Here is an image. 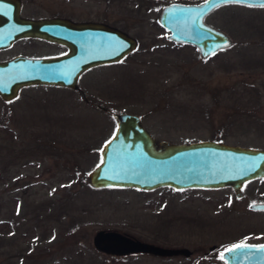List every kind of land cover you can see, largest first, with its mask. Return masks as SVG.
<instances>
[{"label":"rangeland","instance_id":"1","mask_svg":"<svg viewBox=\"0 0 264 264\" xmlns=\"http://www.w3.org/2000/svg\"><path fill=\"white\" fill-rule=\"evenodd\" d=\"M199 1L33 0L47 4L42 13L120 28L136 49L87 70L74 90L34 84L9 102L0 98V264H225L224 247L257 236L245 229L255 218L233 207L227 217L230 192L222 188L88 184L120 112L135 113L156 142L264 147V6L212 9L205 24L226 32L232 45L201 58L157 24L167 3ZM105 230L189 253L116 258L93 245Z\"/></svg>","mask_w":264,"mask_h":264},{"label":"water","instance_id":"2","mask_svg":"<svg viewBox=\"0 0 264 264\" xmlns=\"http://www.w3.org/2000/svg\"><path fill=\"white\" fill-rule=\"evenodd\" d=\"M220 6V0H216ZM161 7L157 24L168 32L167 40L194 45L198 55L212 56L232 45L226 32L205 24L203 18L216 7L199 3L169 2ZM231 4V3H227ZM241 4V3H236ZM248 6L262 7L264 0H245ZM20 36H37L58 42L68 48L64 55L53 58L14 56L0 62V98L11 101L26 85H50L76 89V81L87 68L98 64L117 62L136 48V39L107 23L70 21L66 18L41 20L23 19ZM116 125L112 135L99 150V163L87 173L92 188L118 187L155 189L169 186L174 190L231 185L238 192L242 182L264 176V149L232 145L221 140L195 142L155 141L135 113L114 115ZM111 185V186H109ZM252 207L264 208V203ZM94 247L104 254L125 255L142 251L169 255L171 248L135 241L118 231L97 232ZM237 244V243H232ZM227 252L224 247L220 258L225 264H264V249L259 244ZM185 254L189 252L181 249Z\"/></svg>","mask_w":264,"mask_h":264},{"label":"flooded vegetation","instance_id":"3","mask_svg":"<svg viewBox=\"0 0 264 264\" xmlns=\"http://www.w3.org/2000/svg\"><path fill=\"white\" fill-rule=\"evenodd\" d=\"M32 2L33 0H0V62L4 60L8 61L12 59V57L14 56L23 55L31 59L33 58L43 59V57L53 58L54 56H57V55L61 56V55H64V53L69 52L67 46L60 45L58 42H54V41L50 42L45 38H38L37 36H32V37H29L26 35L20 36V30L21 28H23L22 27L23 22L21 21L23 19L31 21V20H41V18L52 19L53 17H57L60 19L66 18L67 20H70V21H79V22L96 21V22L102 23V21L98 19H94V20L81 19V18L78 19L74 17V15L71 16L70 14L59 15L55 12H52V14L42 13L43 11L41 9H44V6L47 4L45 2H41V3H36V2L32 3ZM35 44H38V47L34 46ZM22 45H26L27 48L29 47V49L31 50L22 48ZM44 47H48V50L53 47L54 48L58 47L59 50L54 53L52 52V50L43 51V53L41 52V50H37L39 48L43 49ZM33 48H36V49H33ZM107 64H104V65H107ZM100 65L102 64H98L97 66H100ZM97 66L87 68L80 75L82 76L83 74H86L87 70L89 69L92 70L96 68ZM80 75L78 76V78L80 77ZM78 78H77V81H78ZM61 88H64V87H61ZM259 148L264 149V147H259ZM219 188H222L230 192L228 196L223 197L224 199L223 202L227 203V207H228V208L224 207L223 209V211L226 214H229L227 217H231V212H235L236 214H239V217L242 214L243 216L246 215L248 219L255 218L252 224L250 223V225H248L250 227L245 228V229L253 230L255 228L257 232L256 233L257 236L255 235L256 237H253V239L251 240H248L247 238H243L242 240L240 241L236 240L233 243H237V244L248 243L252 245L253 244L264 245V208L260 209V208L251 206V204H254V203H256V205L264 203V176L257 177V178L254 177L250 179V181L242 182L239 189L237 190L238 192L234 191L231 185L219 186ZM219 188H210V189L217 190ZM232 207H233V210L230 212ZM244 226H247V225H244ZM245 233H247V235H251L248 232H245ZM134 240L142 241L141 239H134ZM147 242H144V243H147ZM148 243H152V242H148ZM152 245L163 247L162 245H159V244L158 245L152 244ZM163 248L169 249L168 247H163ZM171 249L174 250V252L169 253V255H163V254L156 255L151 252L142 253V251H137V252L130 251L123 256L127 257V255H131L132 258L137 257L138 255H146V256L149 255V256H153V258L169 257V256H175L176 254L180 253L181 249L183 248L182 247H179V248L171 247ZM117 256H121V255H116L113 257L117 258Z\"/></svg>","mask_w":264,"mask_h":264},{"label":"snow or ice","instance_id":"4","mask_svg":"<svg viewBox=\"0 0 264 264\" xmlns=\"http://www.w3.org/2000/svg\"><path fill=\"white\" fill-rule=\"evenodd\" d=\"M244 2H245V0H220V3H224V4H227V3H244ZM205 4L206 5L211 4L212 7L219 6L216 3V0H205ZM262 6H264V4H262ZM213 54H215L214 51H213ZM109 186H111V185H109ZM247 247H250V246L247 244H244V243L233 244L231 246V248L226 249V251L231 252L234 249L247 248ZM259 248L264 249V245H260ZM221 258H223V256H221Z\"/></svg>","mask_w":264,"mask_h":264},{"label":"trees","instance_id":"5","mask_svg":"<svg viewBox=\"0 0 264 264\" xmlns=\"http://www.w3.org/2000/svg\"><path fill=\"white\" fill-rule=\"evenodd\" d=\"M1 126H2V125H1V122H0V127H1ZM9 143H10V142H9ZM10 145H11V144H10ZM1 148H2V147H1ZM71 228H72V227H71ZM71 228H70V229H71ZM72 230H73V229H72Z\"/></svg>","mask_w":264,"mask_h":264}]
</instances>
